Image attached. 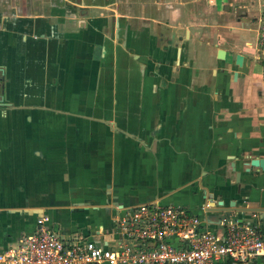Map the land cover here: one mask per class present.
<instances>
[{"label": "crops", "instance_id": "crops-1", "mask_svg": "<svg viewBox=\"0 0 264 264\" xmlns=\"http://www.w3.org/2000/svg\"><path fill=\"white\" fill-rule=\"evenodd\" d=\"M262 23L264 0H0V250L44 214L106 243L140 203L264 237Z\"/></svg>", "mask_w": 264, "mask_h": 264}, {"label": "built area", "instance_id": "built-area-1", "mask_svg": "<svg viewBox=\"0 0 264 264\" xmlns=\"http://www.w3.org/2000/svg\"><path fill=\"white\" fill-rule=\"evenodd\" d=\"M257 46L264 60V23ZM50 220L44 214L35 231L0 250V264H224L222 258L226 264H253L254 257L264 255V237L254 220L227 217L220 221L224 231H218L180 204L125 209L117 217L118 236L106 243L80 232L63 237Z\"/></svg>", "mask_w": 264, "mask_h": 264}, {"label": "water", "instance_id": "water-1", "mask_svg": "<svg viewBox=\"0 0 264 264\" xmlns=\"http://www.w3.org/2000/svg\"><path fill=\"white\" fill-rule=\"evenodd\" d=\"M223 54L224 53V50L223 49H220V54ZM243 59H244V56L242 54H238L237 57H236V62L237 64L239 65H242L243 64ZM252 164H260L261 166H263L264 164V160L263 159H253L251 161Z\"/></svg>", "mask_w": 264, "mask_h": 264}]
</instances>
